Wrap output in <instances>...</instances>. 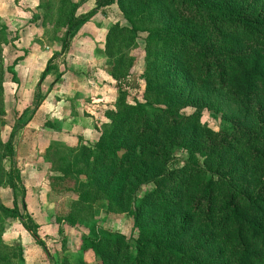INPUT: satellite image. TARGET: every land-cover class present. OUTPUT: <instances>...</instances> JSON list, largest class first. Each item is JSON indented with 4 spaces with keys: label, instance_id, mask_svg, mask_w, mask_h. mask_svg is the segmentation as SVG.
Returning a JSON list of instances; mask_svg holds the SVG:
<instances>
[{
    "label": "trees",
    "instance_id": "1",
    "mask_svg": "<svg viewBox=\"0 0 264 264\" xmlns=\"http://www.w3.org/2000/svg\"><path fill=\"white\" fill-rule=\"evenodd\" d=\"M110 1L95 0V7L80 19L69 16L60 50L46 59L38 79L54 68L52 58L67 49L70 32ZM115 3L133 18L129 16L128 27L109 26L104 42L108 44L116 33L121 41L145 33L143 101L130 104L120 92L97 140L70 150L71 163L82 162L79 173L91 179L80 183L84 189L78 195L80 202L95 197L88 192L94 184L105 191L110 204L132 207L134 227L141 230L149 222L153 226L150 236L140 233L142 245L135 255L125 252L127 244L120 236L108 232L96 240L85 239L86 246L99 264H264V0ZM4 41L0 40V53ZM104 49L111 55L105 45ZM118 52L109 76L120 84L124 65L131 62ZM8 71L15 81L11 66ZM2 78L0 64V120ZM196 93L202 97L189 99ZM211 95L234 108L227 127L217 131L198 122ZM40 98L35 92L31 115ZM188 106L193 110L182 113L180 109ZM53 123L43 125L57 131L61 121ZM15 125L7 140H0V150L8 158L6 171L0 165V177L4 174L12 196V178L21 182L11 149ZM175 147L184 149L186 157L179 168H168ZM71 163L58 170L63 174L54 176V182L66 179L77 184L74 177H63ZM142 185L147 189L141 191ZM11 204L7 208L0 203V208L35 236L17 212L15 197ZM146 238H153L151 247ZM37 243L52 258L44 244ZM0 252V264H11ZM52 260L55 263L56 258Z\"/></svg>",
    "mask_w": 264,
    "mask_h": 264
},
{
    "label": "rangeland",
    "instance_id": "2",
    "mask_svg": "<svg viewBox=\"0 0 264 264\" xmlns=\"http://www.w3.org/2000/svg\"><path fill=\"white\" fill-rule=\"evenodd\" d=\"M93 7L95 0H0V40H5L0 53L3 68L0 140L5 142L11 127L17 124L11 138L14 170L24 175L29 160H36L39 156L40 178L45 181L46 190L40 198L35 195L36 201L32 198L34 193L30 192L32 195L25 203L23 186L18 179L12 178V192L17 195V212L35 236L22 231L18 218L0 208V251L6 253L11 264H99L92 249L86 246L85 239L96 240L105 232L115 234L127 244L125 252L135 255L142 245L138 241L140 233L148 237L152 232L151 222L145 223L141 230L134 227L132 207L121 209L115 202L110 204L105 191L95 188L94 184L88 186V192L95 197L91 200L88 196L87 200L80 202L79 192L81 189L84 191L80 183L89 180V177L87 173L84 175L78 171L83 168L82 162L71 163L73 148L77 150L81 146H90L97 140L108 122L107 112L115 107L120 92L124 93L125 102L130 104L136 100L143 101L141 72L144 69L145 33H137L135 40L128 36L123 41L116 33L111 35L108 44L104 42L109 26L128 27L127 20L132 13L124 14L115 0L99 7L89 20L70 32L67 49L52 58L54 68L40 79L39 69L44 67V63L38 64L35 69L25 60L12 63L18 56H26L24 52L27 51L31 58L43 57L45 62L46 58L60 50L69 16L80 19ZM104 45L111 55L105 54ZM118 50L124 61L129 59L128 62H131L126 67L124 65V77L120 79V84L109 76ZM10 66L15 71V81H12L8 71ZM35 92L41 96L40 104L31 115ZM193 96L202 97V94L188 97L192 99ZM233 109L225 101L211 95L200 111L198 122L201 127L213 131L224 129ZM180 110L187 114L193 107ZM57 119L62 124L51 139L52 134H48L51 130L40 125L46 122L55 124L53 121ZM27 135L30 143L26 140ZM21 146H30L31 152L37 155L33 157L32 154L28 159V155L22 154L24 151L18 150ZM170 154L172 158L167 167L179 168L185 160V150L175 147ZM18 156L22 161L16 160ZM0 162L6 171L8 158L3 149L0 150ZM69 162L72 165L63 177H74L77 184L73 185L74 180L66 179L54 182V176L63 174L58 170ZM5 187L7 182L3 174L0 177V193ZM145 189L147 186L142 185L141 191ZM11 203L2 205L11 208ZM37 240L44 244L52 258H47ZM152 240L146 238L150 247ZM54 257L55 263L52 260Z\"/></svg>",
    "mask_w": 264,
    "mask_h": 264
},
{
    "label": "crops",
    "instance_id": "3",
    "mask_svg": "<svg viewBox=\"0 0 264 264\" xmlns=\"http://www.w3.org/2000/svg\"><path fill=\"white\" fill-rule=\"evenodd\" d=\"M18 26V25H17ZM20 53H22L23 54V50H21L20 49ZM26 56H24L23 58H21L19 61H26L29 65H30V67L32 68V69H35V67H37V65L39 64V66L41 65V63H44V61H43V57H37V58H39V61H38V59L37 58H31L30 57V54H29V52L27 51L26 52ZM29 57V58H28ZM47 59V58H46ZM46 59H45V61H46ZM38 66V67H39ZM28 69V68H27ZM40 70V69H39ZM62 124V123H61ZM61 124H60V126H61ZM41 127H43L44 129H50L51 131L50 132H48V134L49 133H51L52 134V137H51V139H54L53 138V135L55 134V133H57V131L56 130H54L53 128H47V127H44L43 126V124H41L40 125ZM36 130V129H35ZM33 132V131H32ZM35 132V131H34ZM23 138V137H22ZM26 140L30 143L31 141H30V138H29V135H27V137H26ZM50 140V139H49ZM45 147V146H44ZM30 146H28V147H19V149L18 150H22V151H24L25 153H22V152H20V153H22V154H26V157H27V155H28V159H29V157H31V155L33 154V157H35V155H37V153L35 154V152H31V150H30ZM28 153V154H27ZM31 153V154H30ZM21 154V155H22ZM20 155V156H21ZM17 156V155H16ZM20 156H18V157H15L16 158V160L18 161V160H20V161H22L21 160V158H20ZM23 160H24V155H23V158H22ZM34 159V158H33ZM29 162H30V164L28 165V166H26V172H24V175H20V180H21V185L23 186V189H24V200H25V203H26V201L31 197V195H30V192H32V193H34V196L32 195V198L34 197L35 198V201L37 200V197H41V195H42V193L44 192V191H46L45 190V181H43L41 178H40V174H41V172H42V170H40V168H39V156L37 157V159L36 160H29ZM23 164V163H22ZM22 172V171H21ZM23 173V172H22ZM47 183H48V181H47ZM40 185H42V187H39L40 189H38V186H40ZM8 187V186H7ZM7 187H5V188H3L2 190H1V193H0V202L2 203V204H4V205H8L9 203H11V200H13V197H15V202H16V204H17V195L15 194V193H13V196H12V194H11V191H10V189L9 188H7ZM46 187L49 189V186H48V184H46ZM39 193H41V194H39ZM35 195L37 196V197H35ZM11 196H12V199H11ZM21 226V225H20ZM21 228H22V226H21ZM22 231H25L23 228H22Z\"/></svg>",
    "mask_w": 264,
    "mask_h": 264
}]
</instances>
